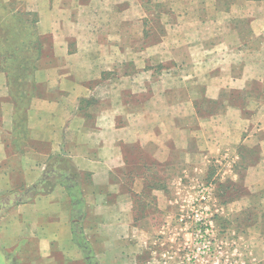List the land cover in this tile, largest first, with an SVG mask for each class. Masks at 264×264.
<instances>
[{
	"label": "crops",
	"instance_id": "1",
	"mask_svg": "<svg viewBox=\"0 0 264 264\" xmlns=\"http://www.w3.org/2000/svg\"><path fill=\"white\" fill-rule=\"evenodd\" d=\"M153 3L162 31L149 45V0H0V38L5 28L16 39L20 18L23 49L35 48L27 41L36 26L42 54L36 72L16 81L5 68L17 65L0 50V264H87L73 235L81 221L99 264H136L129 255L154 206L148 197L165 195L157 171L150 184L147 167L175 166V150L188 151L190 142L207 162L233 148L243 170L235 181L264 190V0H233L231 10L217 0ZM238 8L251 13L233 18ZM219 14L227 16V36L212 31ZM252 85L261 94L249 92ZM233 91L243 104L230 103ZM199 102L223 111L201 119ZM63 152L79 170L86 200L79 221L62 186L25 204H2L39 182Z\"/></svg>",
	"mask_w": 264,
	"mask_h": 264
},
{
	"label": "rangeland",
	"instance_id": "2",
	"mask_svg": "<svg viewBox=\"0 0 264 264\" xmlns=\"http://www.w3.org/2000/svg\"><path fill=\"white\" fill-rule=\"evenodd\" d=\"M232 3L233 0H217V6L221 10H231ZM181 7L184 8L182 5ZM1 10L3 12L2 8ZM165 11L167 9L162 10ZM249 11V8H238L230 13L234 18ZM148 14L153 18L151 30H155L154 36L148 40L150 45L159 42L162 31L160 11L155 9L153 0H149ZM215 18L213 33L219 34L221 28L219 37L227 36L228 31L223 29L227 16L219 14ZM241 23L243 29L248 31L250 19L247 18ZM35 27L33 31L36 37ZM36 51L37 49H34V54L30 55L35 57ZM20 52L21 49H17L15 53L19 55ZM52 60L53 49H50V61ZM18 61L20 62V59ZM243 62L237 60L240 69ZM239 72L240 70H235V74ZM165 78L167 79L165 83H172V80L166 76ZM253 90L254 93L261 94L263 87L249 86V92ZM135 94L137 99L139 93ZM241 96L244 95L240 92H236L235 95V91L228 94L232 105L243 104L239 99ZM149 98L150 95H146L144 100ZM184 98L185 95L180 93L178 100ZM139 103L140 101L132 102L133 111L139 110ZM198 105L201 108V119L223 111V107L218 103L199 102ZM165 116L166 110L163 114V117ZM187 121L188 119H181L183 124H187ZM124 123V119L118 121L120 126ZM193 144L196 151L191 147ZM193 144L190 142L188 151L175 150L173 154L175 166L168 169L147 167L150 184L153 182L151 180L153 172L157 171L158 177L162 179L165 195L160 199L148 197V202L154 206H149L148 218L142 221L145 233L135 232L134 239L138 246L131 251L129 257L136 260V264H264V190H251L246 182L244 187L243 181H235L234 173H240L242 178L243 170L239 169V161L235 158L236 152L233 148L229 147V152L223 150L212 154L210 157L213 159L209 158L207 162L204 155L201 156L200 152L203 150L200 151L199 144L195 142ZM193 152L196 153L195 157L191 155ZM223 152H225L223 158H219ZM128 153L132 155V159L137 155L134 149ZM143 155L146 158L145 154L141 156ZM224 158L225 160H222ZM195 165L197 169L192 170ZM75 168L79 173L78 168ZM39 196L43 195H37L34 200ZM12 201L14 199L7 198L2 204L7 205ZM76 220L79 221V218ZM77 223L83 225L82 221Z\"/></svg>",
	"mask_w": 264,
	"mask_h": 264
},
{
	"label": "trees",
	"instance_id": "3",
	"mask_svg": "<svg viewBox=\"0 0 264 264\" xmlns=\"http://www.w3.org/2000/svg\"><path fill=\"white\" fill-rule=\"evenodd\" d=\"M1 13L3 14L4 12ZM15 23L18 27L16 39H14V37L3 35L5 30V28H3L2 38H0V50L3 52L2 56H6L4 59L6 63L17 65L15 70H8L6 68L5 70L9 71L11 77L18 81L21 79L30 78L32 74L36 72V67L40 63H38V61L41 59L42 54L41 49H37L36 56H31L34 54V49L36 48L37 39L35 36L32 41H27L35 44V48L23 49L26 46L25 24L20 18H17ZM15 42L18 45L17 49L21 48L19 55L15 53L17 49H10V46ZM19 59L20 62L18 61ZM25 66H27V68H25ZM29 66H32V69L29 68ZM24 71L25 75H23ZM75 167L76 166L73 164L72 160L64 152L57 157L51 158L41 180L35 185L18 193L14 198H12L14 201L11 203H14L15 205L28 203L33 201L37 195L50 194L57 186H62L65 188L71 199L74 219L79 218L86 206V200L82 192L80 175L77 170L75 171ZM73 235L76 244L83 251L87 264H99L92 245L86 238L83 229L78 223L73 225Z\"/></svg>",
	"mask_w": 264,
	"mask_h": 264
}]
</instances>
